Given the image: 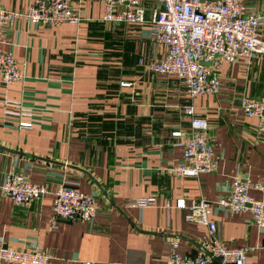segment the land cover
<instances>
[{"label": "crops", "instance_id": "obj_1", "mask_svg": "<svg viewBox=\"0 0 264 264\" xmlns=\"http://www.w3.org/2000/svg\"><path fill=\"white\" fill-rule=\"evenodd\" d=\"M31 1L0 5L23 11ZM69 2L81 17L78 25L18 20L0 42V52L10 53L23 74L10 84L0 81V182L8 171H22L46 188L28 205L14 204L0 191V244L39 246L61 264H167L172 239L181 254L205 251L206 227L184 219L175 199L187 205L199 197L213 200L235 176L264 180V135L256 133L257 119L239 107L241 95L264 96V54L223 64L215 71L216 94L189 97L176 77L146 69L164 50L147 25L102 21V0ZM242 3L244 17L261 16L264 40V0ZM7 101L29 107L30 117L6 115L16 110ZM188 104L208 124L215 166L175 177L167 168L180 161L181 147L170 133L188 128ZM18 121L31 126L20 128ZM66 182L91 193L96 212L90 220L60 218L52 227V192ZM141 196L155 202L133 205ZM210 217L218 238L248 247L245 264H264L263 232L248 210L228 212L213 204Z\"/></svg>", "mask_w": 264, "mask_h": 264}, {"label": "built area", "instance_id": "obj_2", "mask_svg": "<svg viewBox=\"0 0 264 264\" xmlns=\"http://www.w3.org/2000/svg\"><path fill=\"white\" fill-rule=\"evenodd\" d=\"M151 2L146 9L147 2ZM101 20L104 22L138 23L147 25L157 44L164 47L160 59H150L146 69L152 73L176 77L189 97L216 94L220 82L215 71L225 63L253 54H264V40L258 34L261 16L251 13L244 17L243 0H102ZM25 20L33 25L57 26L61 23L78 25L81 17L74 12L69 0H32L23 11L6 10L0 5V42L4 33L16 21ZM205 63H209L206 65ZM20 63L8 52H0V81L10 84L22 78ZM129 83L121 82L127 86ZM16 110H5L15 117L31 115V109L18 101ZM239 107L242 113L257 119L256 133L264 135V96L258 98L241 95ZM190 118L184 131H172L178 138L181 159L170 165L167 171L175 177H194L214 169L211 142L206 120L195 114L191 104L183 108ZM18 127L29 128L30 122L18 121ZM259 192L253 196L249 190ZM1 193L14 204L28 205L30 201L46 192L40 184L30 182L22 171H8L0 182ZM48 223L55 227L57 220H90L96 212L94 196L79 188L75 182L58 184L53 192ZM155 197L141 196L133 205L153 204ZM213 204L228 212L248 210L251 222L263 232L261 246L264 248V180L251 181L233 177L222 194L209 200L199 197L190 204L183 198L175 199V206L184 208L183 218L203 224L207 233L201 244L205 251L181 254L177 242L169 241L167 264H245L248 247L230 245L216 235L215 223L210 217ZM168 207L169 203L165 202ZM2 261L18 264H61L50 251L39 246L16 249L0 244ZM91 264H95L91 262Z\"/></svg>", "mask_w": 264, "mask_h": 264}, {"label": "water", "instance_id": "obj_3", "mask_svg": "<svg viewBox=\"0 0 264 264\" xmlns=\"http://www.w3.org/2000/svg\"><path fill=\"white\" fill-rule=\"evenodd\" d=\"M206 65H208L209 63H205Z\"/></svg>", "mask_w": 264, "mask_h": 264}]
</instances>
